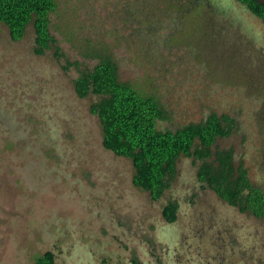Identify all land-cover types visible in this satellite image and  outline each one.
<instances>
[{"label":"rangeland","instance_id":"rangeland-1","mask_svg":"<svg viewBox=\"0 0 264 264\" xmlns=\"http://www.w3.org/2000/svg\"><path fill=\"white\" fill-rule=\"evenodd\" d=\"M50 33L64 58L33 53L0 26V264H264V217L230 207L180 157L157 202L132 185L130 160L102 146L94 96L77 97L72 67L108 50L122 81L154 94L174 131L209 113L236 122L215 150L233 149L264 190V25L235 0H55ZM209 8L194 12L191 6ZM174 200L177 220L162 207Z\"/></svg>","mask_w":264,"mask_h":264},{"label":"trees","instance_id":"trees-1","mask_svg":"<svg viewBox=\"0 0 264 264\" xmlns=\"http://www.w3.org/2000/svg\"><path fill=\"white\" fill-rule=\"evenodd\" d=\"M237 1L264 25V6L254 0ZM56 9L55 0H0V26L7 28L12 42H18L32 25L34 55L52 50L56 59L64 58L50 33V15ZM200 11L190 14H201ZM81 56L96 63L89 69L81 68L78 61H66L62 69L76 70L73 87L78 98H97L89 110L99 120L102 146L130 160L135 188L148 193L151 201H159L174 181L177 161L183 156L199 162L198 182L206 184L221 200L241 213L264 217V190L252 185L242 161L234 164L233 149H212L218 139L229 138L235 131L233 118L211 112L198 123L191 122L174 131L161 130L158 124L170 120V114L156 95L120 79L118 65L108 50L89 47ZM177 209V203L168 202L162 208V218L167 223L175 222ZM54 261V253L46 251L34 259V264Z\"/></svg>","mask_w":264,"mask_h":264},{"label":"flooded vegetation","instance_id":"flooded-vegetation-1","mask_svg":"<svg viewBox=\"0 0 264 264\" xmlns=\"http://www.w3.org/2000/svg\"><path fill=\"white\" fill-rule=\"evenodd\" d=\"M210 2H213V0H209ZM221 1V0H220ZM222 1H224V0H222ZM239 5H241V6H243L247 11H248V9H247V7L245 6V5H243V4H241V3H239L237 0H235ZM191 9H195V10H197V9H200V10H202L203 11V9H205V8H208L207 7V5L205 6L204 4H197V5H194V6H191L190 7ZM209 9V8H208ZM253 15V14H252ZM200 183V182H199ZM200 184H204V183H200ZM206 185V184H205ZM207 186V185H206ZM208 187V186H207ZM213 192V191H212ZM214 193V192H213ZM216 195V194H215ZM217 196V195H216ZM218 197V196H217ZM170 201H172V202H175V203H177L176 201H174V200H170ZM169 201V202H170ZM168 203V202H167ZM167 203L165 204V205H167ZM178 204V203H177ZM164 205V206H165ZM163 206V207H164ZM162 207V208H163ZM231 207V206H230ZM178 210H179V205H178V209H177V212H178ZM162 211V210H161ZM176 222V221H175ZM175 222H173V223H175ZM173 223H168V224H173ZM55 262V261H54Z\"/></svg>","mask_w":264,"mask_h":264},{"label":"water","instance_id":"water-1","mask_svg":"<svg viewBox=\"0 0 264 264\" xmlns=\"http://www.w3.org/2000/svg\"><path fill=\"white\" fill-rule=\"evenodd\" d=\"M258 5L264 6V0H254ZM249 11V10H248ZM250 12V11H249ZM255 16V15H254Z\"/></svg>","mask_w":264,"mask_h":264}]
</instances>
